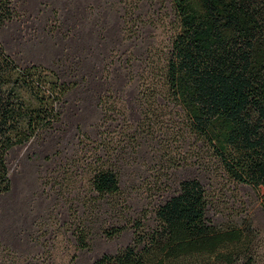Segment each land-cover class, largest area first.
I'll return each instance as SVG.
<instances>
[{"label": "rangeland", "instance_id": "1", "mask_svg": "<svg viewBox=\"0 0 264 264\" xmlns=\"http://www.w3.org/2000/svg\"><path fill=\"white\" fill-rule=\"evenodd\" d=\"M14 3L22 18L10 24L6 47L27 62L58 69L71 89L54 138L10 152L13 189L0 195V264H90L117 253L134 238L129 220L146 221L188 177L204 183L217 221H252L264 245L260 194L224 177L208 158L196 161L195 152H206L177 141L173 107L163 109L164 124L156 127L164 129L162 138L141 147L128 142L142 116L146 68L175 29L168 0ZM107 145L117 150L122 191L99 201L90 166ZM81 218L90 221L82 227ZM111 226L125 228L109 236L104 230Z\"/></svg>", "mask_w": 264, "mask_h": 264}, {"label": "trees", "instance_id": "2", "mask_svg": "<svg viewBox=\"0 0 264 264\" xmlns=\"http://www.w3.org/2000/svg\"><path fill=\"white\" fill-rule=\"evenodd\" d=\"M168 1L175 29L146 68L142 116L128 142L141 147L162 138L164 129L156 127L164 124L163 109L173 107L177 141L205 151L195 152L199 163L208 158L224 177L253 187L264 210V0ZM21 18L14 0H0V195L13 189L10 152L54 138L71 89L58 69L27 62L6 47L3 37ZM116 154L107 145L91 162L96 200L112 201L122 191ZM212 212L202 180L182 179L146 221L129 220L134 238L128 246L90 264H264L254 223H221ZM87 221L79 219L82 227ZM124 228L104 232L114 236ZM79 241H87L82 228Z\"/></svg>", "mask_w": 264, "mask_h": 264}]
</instances>
